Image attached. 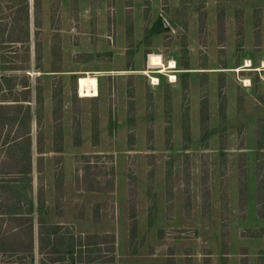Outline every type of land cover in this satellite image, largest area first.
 Instances as JSON below:
<instances>
[{
    "label": "rangeland",
    "instance_id": "374dc122",
    "mask_svg": "<svg viewBox=\"0 0 264 264\" xmlns=\"http://www.w3.org/2000/svg\"><path fill=\"white\" fill-rule=\"evenodd\" d=\"M208 3L216 9L217 47L207 39ZM76 6L108 20L93 32L101 45L86 55L89 62L113 70L139 67L141 57L146 94L149 85L164 88L154 112L141 105L129 77L122 105L110 101L107 112L98 98H79L74 79L65 103L64 75L53 70L83 57L61 52L62 42L80 40ZM227 13L236 36L222 46ZM192 39L202 46L189 57L195 64L230 65L232 54L234 65L249 55L256 67L234 73L230 87L224 75L205 72L198 111L187 90L174 101L168 78L159 76L187 62ZM153 58L165 64L160 74L150 72ZM169 60L175 68L165 67ZM263 61L264 0H0V223L6 239L5 230L18 226L9 237L22 248L29 226L34 236L31 255L0 250V264H264ZM68 231L97 237H85L81 254L78 247L70 253Z\"/></svg>",
    "mask_w": 264,
    "mask_h": 264
},
{
    "label": "crops",
    "instance_id": "0c3cea01",
    "mask_svg": "<svg viewBox=\"0 0 264 264\" xmlns=\"http://www.w3.org/2000/svg\"><path fill=\"white\" fill-rule=\"evenodd\" d=\"M80 1V0H77ZM209 5H206V17H207V25H208V32H207V39L209 40V44H213V46L217 47V39H216V26H215V5L212 3H208ZM76 15H75V19L77 20V29L79 31L80 35V40L76 41L75 43H73V45H69L68 43H64L62 42L61 44V48H62V55H63V59L64 57L66 59H68L69 57L73 56L74 54H79L83 55V57H79V59H75L74 61H71L69 64V68H65L64 70H60V69H55L53 71H59L60 75H64L63 79H64V84H63V89L61 90L64 95L63 97L66 99L65 103H68L67 101L69 100V95H70V88L68 83H70V80L74 79L77 80L79 75H83V74H96V78H97V91L98 94L96 96H91V97H95L98 98V108L101 111V114L103 113V111L108 108V104L110 103V101H116L117 103H119L117 106H119L122 102H123V98L124 93H125V83H126V79L129 77L131 78H135V79H131L133 81V86H135V89L137 91V93L139 94V98H141V105L143 107L147 106L149 109H152V111L154 112L158 106V104L162 103L163 101H161V99L158 97V95L160 94L161 90H163V86L161 84H153V85H149L147 87V94L144 91L146 88V79L145 76L141 73L142 71V63H143V59L141 61V57L136 56L139 61V67H120L118 69H113V70H105L103 68H99L95 66V62H89V59L86 57L87 54H93V51H96L98 46L101 45V41H99L93 34V32H97V30L104 28L105 24L108 23L107 18H105L104 16L100 15L98 17V19H92L91 16L86 17L85 16V10H84V14L83 13H79V9H77L76 6ZM156 11V15H159L158 10H153ZM225 12H230L229 9H226ZM63 18L65 19V21L67 22L68 20H71V16H70V12H69V8L67 7L65 13L62 14ZM197 12H189L188 17H189V30L191 31V33L193 34H188L189 38L192 37L194 38V35L196 33V26H197ZM227 19L225 22V37H224V44L222 46H224L226 44L227 41H232L233 38L235 40V27H234V22L233 19L231 20V17L229 18L228 13H227ZM165 23V21L161 20L159 22V25L157 26H163L162 24ZM156 25V24H154ZM164 31H168V26H164L163 27ZM63 29V28H62ZM61 29V31H62ZM67 29H65V31L67 32ZM150 32L153 33L151 40L153 41H157V35L158 30H155V28L153 30H150ZM61 38H65V35L63 34ZM64 41V40H63ZM229 41V42H230ZM248 42V40H247ZM64 44L65 46H67L70 52L68 54H64ZM191 44L192 47L190 48V51L188 52V58L186 59L187 62L182 65L181 67H179L176 71L175 74V80L174 78L172 79L173 81H168L167 83V87L166 89L169 90L170 94H171V98L174 101H177V97L180 96V94H182V90L185 91L187 90L189 92V97H190V103H191V108L193 110H197V106L198 104H200V98H199V88L200 87V83L199 81L203 78H205L204 73L207 72L209 74H213V73H218V74H222L224 76H220L225 78V83L227 82L228 87H230L231 84H233L234 81V73L237 72H241V71H246V70H251V69H255L256 67L253 68L252 67V59L253 57L249 56V55H244V56H237V60L239 61V64L234 65V56L232 54H227V56L229 58H231V64L230 65H200V64H195L193 63V61H191L189 59L191 53L194 50H197L199 48L197 47H202L201 45H195V41L193 42V39L191 40ZM221 45V44H220ZM156 45H154L153 47H155ZM119 51L122 55H124V51H126V48L124 47V44L119 46ZM157 48V47H156ZM150 49V48H149ZM235 50V49H234ZM234 50H233V54H234ZM149 52V50H145V52ZM170 56L173 57L175 60L179 61V55L174 51V52H170ZM144 55V54H143ZM154 56V55H153ZM160 56V55H158ZM161 57V56H160ZM76 58V57H75ZM249 60L250 61V66H245L244 68H240L239 66H244L245 64V60ZM171 61V60H169ZM174 61V60H173ZM167 62V61H166ZM65 62H63V65ZM168 63V62H167ZM163 61H161L160 64L156 65L154 58L151 59L150 63L148 64L150 67L153 68H159L154 72H158L157 74H160L163 70H162V65H163ZM165 65V64H164ZM169 66V65H168ZM168 66H165L166 68H168ZM176 67V65H175ZM174 67V68H175ZM251 67V68H248ZM161 71V72H159ZM168 72V71H167ZM170 72V70H169ZM110 73V74H109ZM141 73V76L143 77L142 79H139L137 74ZM154 76V75H152ZM161 76L162 80L165 81V77L163 74L159 75ZM100 77V78H99ZM105 77V79H104ZM156 77V76H154ZM219 77V76H218ZM160 78V77H159ZM206 79V78H205ZM247 79V78H245ZM185 80L186 81V86L181 85V81ZM209 82V87L213 88L214 85L213 83L215 82V79L209 77L207 78ZM218 80V78L216 79ZM249 80V79H248ZM107 81H109V83L111 82L112 85L108 86L107 88ZM76 82V81H75ZM106 82V85L105 83ZM160 82V80H159ZM74 85L76 86V83H74ZM75 86L73 89V93L75 92ZM106 86V87H104ZM114 86H116V94L117 95H113L110 96V89L113 88ZM122 86V95L119 94L120 92V88ZM216 86V85H215ZM185 87V88H184ZM243 87V86H242ZM246 87V86H245ZM118 88V89H117ZM77 89V86H76ZM144 91V92H143ZM115 96V99L113 100L112 98ZM79 98H84V97H79ZM112 99V100H110ZM139 100V99H138ZM63 102V101H62ZM61 102V106H63V103ZM60 103V102H59ZM122 105V104H121ZM195 106V107H194ZM107 112V111H106ZM197 113V112H196ZM104 120L106 121V119L104 117H101L100 123H103ZM106 127V126H105ZM58 151H61L62 149L60 147L57 148ZM40 152L43 153L42 149H40ZM71 163H72V158L70 159ZM193 161V160H192ZM194 162V161H193ZM72 165V164H71ZM197 166V164L195 163V165L192 166L191 169H193V171H196L195 167ZM33 168H34V160L31 156L30 159V171L33 172ZM69 173V174H68ZM66 174H68V176L66 175V179L67 182L70 184V186L72 185L71 183V170L66 171ZM73 188H74V184H73Z\"/></svg>",
    "mask_w": 264,
    "mask_h": 264
},
{
    "label": "trees",
    "instance_id": "16d2710c",
    "mask_svg": "<svg viewBox=\"0 0 264 264\" xmlns=\"http://www.w3.org/2000/svg\"><path fill=\"white\" fill-rule=\"evenodd\" d=\"M30 167V161H28L27 164V168ZM30 170V168L28 169V171ZM31 204V202H30ZM23 224V222H19V225ZM1 223H0V250L2 251H9L13 254H17V253H23V252H28L30 255L33 252V241H34V236H33V232H31V226H29V232H28V246L26 248H22L20 246V242L15 243V241L11 240L9 235H11L13 238H15L16 234H18V226H11V228L8 230H5V235H8V238L6 239L4 235H2V229H1ZM55 228L54 230H52L53 234H57V228L56 227H52ZM69 233H71L70 231H68ZM2 235V236H1ZM40 236V235H39ZM2 237V238H1ZM89 238H96V235L93 236H82L81 234H73L71 233L70 237H66L67 239L70 240V253L73 252L72 248L78 247V252L81 254L83 251L81 249H83V247H85L86 245H88L89 243H83V241ZM45 238V237H44ZM10 239V240H9ZM42 239V238H41ZM77 242H79V244L77 245ZM88 250V249H87Z\"/></svg>",
    "mask_w": 264,
    "mask_h": 264
},
{
    "label": "bare ground",
    "instance_id": "6f19581e",
    "mask_svg": "<svg viewBox=\"0 0 264 264\" xmlns=\"http://www.w3.org/2000/svg\"><path fill=\"white\" fill-rule=\"evenodd\" d=\"M262 65L264 66V61H263ZM245 66H250V61L248 59L246 60ZM168 67L174 68L175 63L172 60L169 61ZM159 72H161V71H159ZM171 78L173 79L174 76H171ZM156 80H157L156 77H152V81L154 83H156ZM247 82H248V80H247ZM76 86H77V89H78L81 97H91V96H96L98 94L97 78L95 75H91V74L79 75L77 80H76Z\"/></svg>",
    "mask_w": 264,
    "mask_h": 264
},
{
    "label": "built area",
    "instance_id": "2783aa9c",
    "mask_svg": "<svg viewBox=\"0 0 264 264\" xmlns=\"http://www.w3.org/2000/svg\"><path fill=\"white\" fill-rule=\"evenodd\" d=\"M168 65H169V61H168L167 66H168ZM156 69H159V68H156ZM168 69H173V68H169V67H168ZM155 71H156V70H155ZM150 72L158 73V72H154V71H150ZM165 76L168 78L169 81H173L172 78H171V76H175V75L169 73V74H165ZM148 77H149V81H150V83H154V82L152 81V77H151V76H148ZM156 78L158 79V77H156ZM174 80H175V78H174ZM77 93H78L79 97H81L80 94H79L78 89H77Z\"/></svg>",
    "mask_w": 264,
    "mask_h": 264
},
{
    "label": "water",
    "instance_id": "95a60500",
    "mask_svg": "<svg viewBox=\"0 0 264 264\" xmlns=\"http://www.w3.org/2000/svg\"><path fill=\"white\" fill-rule=\"evenodd\" d=\"M162 25H164V23Z\"/></svg>",
    "mask_w": 264,
    "mask_h": 264
}]
</instances>
